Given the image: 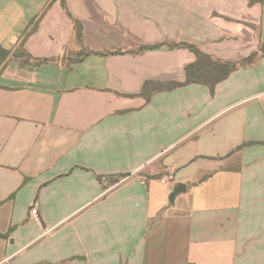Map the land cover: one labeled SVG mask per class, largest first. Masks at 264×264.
<instances>
[{
	"label": "crops",
	"instance_id": "obj_1",
	"mask_svg": "<svg viewBox=\"0 0 264 264\" xmlns=\"http://www.w3.org/2000/svg\"><path fill=\"white\" fill-rule=\"evenodd\" d=\"M47 3L0 0V48ZM66 3L81 39L58 0L25 42L34 57L188 42L238 60L264 41V5L249 0ZM195 60L162 47L70 70L0 67V264H264V59L213 95L191 84L138 97L147 81H185Z\"/></svg>",
	"mask_w": 264,
	"mask_h": 264
},
{
	"label": "trees",
	"instance_id": "obj_2",
	"mask_svg": "<svg viewBox=\"0 0 264 264\" xmlns=\"http://www.w3.org/2000/svg\"><path fill=\"white\" fill-rule=\"evenodd\" d=\"M58 0H48L47 6L37 18L31 22V25L23 34V37L20 39L18 45L12 50H6L4 48H0V67L4 69L9 63L12 61H17L23 68L35 69L37 67L54 64V63H63L67 68L71 69V64L80 63L86 57L91 55H116V54H138L144 52L145 50L152 48H162L166 47L168 49H187L192 52L196 60L193 63L188 64L185 67V75L186 79L183 82H161V81H147L141 92L138 94V97L143 98L146 103L151 102L152 98L161 92L172 91L177 88L191 85V84H199L205 85L209 88L211 94L215 93V88L221 82L227 80L232 73L236 72L239 69H247L259 64V62L264 59V41L259 43V49L255 52H252L249 56L242 57L238 60H228L216 58L210 54L204 52L198 45L188 43V42H165L162 44H158L152 47L143 46L139 50L132 51H115V52H98L93 51L88 48H83L81 52L78 54L64 56L62 58L51 57V58H37L31 55L25 48V42L29 38L31 34H33L41 20V18L47 13L49 8L57 2ZM63 9L66 11L68 16L71 18L74 24V29L77 34V37L81 39L83 34V26L80 21L75 19L72 14L69 12L66 0H60ZM250 5L261 4L264 5V0H249ZM255 144L253 142L245 143V145ZM239 148L238 150H240ZM120 177V176H118ZM122 178V177H120ZM2 235H0L1 237ZM67 260L62 264H69L71 261Z\"/></svg>",
	"mask_w": 264,
	"mask_h": 264
},
{
	"label": "built area",
	"instance_id": "obj_3",
	"mask_svg": "<svg viewBox=\"0 0 264 264\" xmlns=\"http://www.w3.org/2000/svg\"><path fill=\"white\" fill-rule=\"evenodd\" d=\"M118 179L120 177H117ZM175 181L174 173L171 170H166L165 173L160 177L159 182L164 186H170ZM31 218L37 219L39 218V211L37 204H34L31 207Z\"/></svg>",
	"mask_w": 264,
	"mask_h": 264
},
{
	"label": "water",
	"instance_id": "obj_4",
	"mask_svg": "<svg viewBox=\"0 0 264 264\" xmlns=\"http://www.w3.org/2000/svg\"><path fill=\"white\" fill-rule=\"evenodd\" d=\"M187 192V186L184 185V184H179L175 189L174 191L171 193L170 195V202L171 203H174L175 202V199L181 195V194H184Z\"/></svg>",
	"mask_w": 264,
	"mask_h": 264
},
{
	"label": "rangeland",
	"instance_id": "obj_5",
	"mask_svg": "<svg viewBox=\"0 0 264 264\" xmlns=\"http://www.w3.org/2000/svg\"><path fill=\"white\" fill-rule=\"evenodd\" d=\"M171 207V205H169Z\"/></svg>",
	"mask_w": 264,
	"mask_h": 264
}]
</instances>
